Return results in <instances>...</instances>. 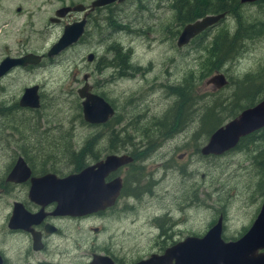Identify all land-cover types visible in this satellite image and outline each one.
Here are the masks:
<instances>
[{"label":"rangeland","instance_id":"1","mask_svg":"<svg viewBox=\"0 0 264 264\" xmlns=\"http://www.w3.org/2000/svg\"><path fill=\"white\" fill-rule=\"evenodd\" d=\"M246 4L249 5H245L243 11L250 19L254 18L249 22L259 19L264 23V9ZM106 14H110L109 21L112 17L117 18L114 20L125 28H104V24L100 30L92 28L78 44L63 52L56 63L41 71L43 117L39 119L41 133L36 136L53 148L54 155L58 156L60 174H64L72 169L71 163L78 162L73 154L69 155V149L77 151L85 147V151L102 155L108 143H116L119 130L122 132V150L135 152L138 156L134 168L140 172V185L150 184L152 187L149 193L131 201L133 209L123 214L121 221L96 220L98 225L103 223L106 230L97 236L93 232L90 235L84 232V236H91L96 247L104 242L111 243L115 254L127 260L142 256L151 247L148 228L143 224L147 216L155 217V213L164 214L168 210L171 216L185 221L187 230L201 232L215 208L223 209L224 206L226 232L239 229L249 222L259 201L257 188L263 186L264 173L253 154L264 149V143L256 139L254 143L243 142L238 149L221 156H203L200 149L210 134L201 125V117L214 100L224 105L230 102L233 86L243 74L264 69V33L245 41L240 55L232 62H226L219 70L208 71V57H204L203 46L220 27L233 26L230 16L211 28L208 37L200 44L198 40H190L178 46L177 39L184 25L178 27L174 23L170 0H131L103 10L97 18ZM116 43L129 56L117 69V61L113 60L109 50L113 45L117 47ZM93 51L96 59L88 62L87 54ZM99 58L101 66L98 70ZM114 69L126 78H118ZM86 72L92 76L90 82L95 91L102 93L116 110L115 118L112 117L114 122L108 128L90 125L82 117L77 88L82 85ZM217 73L224 74L227 80L220 88L207 83L208 78ZM188 77H191L190 100L193 105L191 110L188 108L186 119L178 121L171 117L166 125H154L177 100L171 86L180 85ZM222 115L224 118V112ZM111 127L116 131L112 138L108 135ZM124 132L129 134L134 145L123 141ZM148 141L152 144L138 150V144ZM146 147H149L150 154L143 155ZM2 160L0 156V164ZM129 173L132 169L124 168L123 176ZM217 185L219 188H238V193L244 188L250 190L239 193V198L223 196L215 200L205 189L200 190ZM248 194L251 195L246 206L242 198ZM175 202L186 208L174 209ZM140 231L144 234L140 235ZM78 250L76 248L75 259L80 253Z\"/></svg>","mask_w":264,"mask_h":264},{"label":"flooded vegetation","instance_id":"2","mask_svg":"<svg viewBox=\"0 0 264 264\" xmlns=\"http://www.w3.org/2000/svg\"><path fill=\"white\" fill-rule=\"evenodd\" d=\"M93 1L0 0V156L3 157L0 164V264H93L94 256L104 257L106 261L102 263L100 260L96 264H134L152 254H163L167 248L187 237L204 236L218 220L221 221V237L224 241L240 239L257 217L264 201V175L261 179L263 186L260 185V188H257L259 201L249 222L232 233L226 232L227 217L223 206V209L215 208L212 218L201 232L187 230L185 221L171 216L168 210L164 214L155 213V217L147 216L143 225L148 228L147 234L150 235L151 247L136 259L125 260L115 254L111 243L104 242L102 246L96 247L95 240L93 239L92 243L91 236L87 238L84 236V232L89 235L93 232L97 236L101 231L106 230L105 225L103 223L98 225L96 220L121 221L123 214L133 209L131 201L134 202V199L151 190V188H136L135 184H125L123 171L134 162V157L131 151L122 150V132L119 130L114 151L107 147L102 155L97 154L94 158H90L91 152L87 150L83 153L85 161L82 167L78 166V162L71 163L72 171L64 174H60L58 156L54 155L53 148L48 147L49 144L47 145L36 136L41 133L38 129L39 119L43 117L41 115L43 107L41 71L43 68L56 63L63 52L78 44L92 28L95 31L100 30L103 24L104 28L110 27L115 30L125 28V25L119 22L111 25L108 22L110 14H106L103 18L102 16L97 18V16L103 10H110L131 0L114 1L102 6H92ZM81 20H84V26L78 40L58 55L48 56L49 48L58 40L64 27ZM115 20L117 21V18ZM116 45V49L122 53V47L117 43ZM91 54L93 57L88 62L96 59L95 52ZM21 60L25 62L21 63ZM116 61L115 69L123 63L121 58ZM100 66L101 59L99 58L96 68L99 70ZM115 72L118 78H126L121 72L117 70ZM91 77L90 72L84 73L82 85L87 83L92 93L105 98L102 93L95 91L90 82ZM32 87H35L38 98L37 106H31L29 102H21L25 91ZM107 122L88 124L105 126ZM262 128L240 137L234 147L221 154L203 156H221L238 149L243 142L254 143L256 136L246 137L257 133ZM148 144L152 143L148 141L143 145L138 144V150ZM148 148L146 147L143 155L150 154ZM69 151V155L78 152L73 149ZM260 151L261 149L253 154V157L259 160L264 173V159L258 156ZM123 153L130 155L132 161L111 171L104 178L107 182L120 177L122 186L115 200L102 209L86 213H70L64 209L60 210L61 202L58 201L57 195L60 188H55L53 185L35 188V193L31 194L33 181L36 178L45 175L64 177L79 172L85 166L95 164L108 154ZM51 179L54 178L51 177ZM204 189L214 197V200L216 197L222 198L223 196L239 198L241 195L239 193L250 190V188H244L243 192L238 193V188H219L218 185L215 188H200V190ZM224 189L226 190L222 195L221 192ZM140 190L142 191L140 194L135 192ZM250 195L242 198L246 206ZM222 205H225L224 202ZM184 208L186 207L182 206V203L175 202L174 209ZM160 219H163L162 222H159ZM143 234L144 232L140 231V235ZM76 248L80 251L77 259H75Z\"/></svg>","mask_w":264,"mask_h":264},{"label":"water","instance_id":"3","mask_svg":"<svg viewBox=\"0 0 264 264\" xmlns=\"http://www.w3.org/2000/svg\"><path fill=\"white\" fill-rule=\"evenodd\" d=\"M114 1L123 0H94L92 6H102ZM254 1L256 0H240V3ZM224 16L225 13L207 14L185 24L179 33L177 45H185L191 38L215 25ZM83 26L84 20L66 25L58 40L49 48L48 56L58 55L76 42L83 32ZM92 57L91 53L88 54V60ZM24 62L21 60V63ZM207 83L220 88L227 83V80L224 74L217 73L208 78ZM90 89L87 83L77 88L83 119L90 124L105 123L114 115V108L104 97L92 93ZM30 99L33 101H29ZM21 102H29L31 106L38 105L35 87L25 91ZM262 127H264V98L242 109L235 117L216 128L201 147L200 152L203 155L221 154L234 147L240 137ZM131 161L132 157L126 153L108 154L104 159L85 166L77 173L64 177L45 175L34 179L31 194L35 193V188L53 185L55 188H60L57 191L58 201L61 202L60 210L64 209L70 213L93 212L112 203L122 186L120 177L107 182L104 178L111 171ZM262 249H264V201L257 217L238 240L224 241L221 237V221L218 220L204 236L187 237L167 248L163 254H152L134 264H264V251H260ZM100 260L106 263L105 258L101 256H94L92 263L96 264Z\"/></svg>","mask_w":264,"mask_h":264},{"label":"trees","instance_id":"4","mask_svg":"<svg viewBox=\"0 0 264 264\" xmlns=\"http://www.w3.org/2000/svg\"><path fill=\"white\" fill-rule=\"evenodd\" d=\"M252 4L257 5L260 9H264V0H257ZM245 5L249 4H242L240 3V0H170L174 23L178 27H182L183 25L210 13L217 14L225 12L226 16L219 20L216 25L223 22L227 16H230L232 19L233 26L225 25L220 27L218 32L207 40V44L203 46L204 57H208L206 60L208 63L206 64L208 71L219 70L226 62H232V59L240 55V51L242 50L245 41L258 37L260 34L262 35L264 33V23L259 19L255 20V22H249L254 18L250 19V17L243 11ZM114 19L115 18L112 17V20L109 21L111 25L117 23ZM211 28L205 29L191 39V41L198 40L197 43L200 44V42H203L206 39V36L209 35ZM114 46L115 45L109 47L114 58L113 60L121 58L122 62L126 61L129 58L128 54L125 52L121 53L116 47L114 48ZM108 64L110 63L108 62ZM191 87V77L184 79L178 86H171V92L177 96V100L164 113L162 120H156L154 125L164 124L165 121L167 123V120L171 119V117L178 121L186 119L187 110L188 108L191 110V106L193 105L190 100ZM231 96L230 102H228L227 105L221 104V101L218 102L214 100L213 104L205 109L201 117V125L206 128L209 134L221 126L223 124L222 122L226 119L235 117L243 108L252 106L264 98V69H259L256 73L243 74L241 79L234 84ZM217 107H219V109L215 110ZM223 112L224 118H222ZM113 118H115V116ZM113 118H111L105 125L107 128L111 122H114L112 121ZM117 121L118 120L115 122ZM166 123L164 125H166ZM115 132L114 128L111 127L108 135L110 134L111 138L115 137ZM163 135L164 134H162V136ZM251 136H256L257 139H261L264 143V127L257 133H253L246 138ZM123 141L131 142L130 136L127 132L123 133ZM131 144L134 145L132 142ZM107 146L108 149L115 150V143H108ZM77 151L79 153L77 155L73 153V155L78 160V166L82 167L83 162L85 161L83 155L85 150L79 149ZM131 154L134 157V162L129 164L132 173H129L125 177V184H135L136 188H151L152 186L150 184L149 186L140 185V172H137L134 168L138 156L135 152H131ZM95 156H97V154L91 153L89 157L94 158ZM258 156L264 159V149H261ZM135 192H139L138 194H140L142 191Z\"/></svg>","mask_w":264,"mask_h":264},{"label":"bare ground","instance_id":"5","mask_svg":"<svg viewBox=\"0 0 264 264\" xmlns=\"http://www.w3.org/2000/svg\"><path fill=\"white\" fill-rule=\"evenodd\" d=\"M256 1H257V0H256ZM254 2H255V1H254ZM254 2H250V3H254ZM221 19H222V18H221ZM221 19H220V20H221ZM218 22H219V21H218ZM218 22H217V23H218ZM217 23H216V24H217ZM216 24H215V25H216ZM215 25H213V26H215ZM213 26H211V27H213ZM211 27H208V28H211ZM206 29H207V28H206ZM203 31H204V30H203ZM200 33H201V32H200ZM200 33H199V34H200ZM197 35H198V34H197ZM197 35H196V36H197ZM194 37H195V36H194ZM194 37H193V38H194ZM193 38H191V39H193ZM191 39H190V40H191ZM104 99H105V98H104ZM111 106H112V105H111ZM112 107H113V106H112ZM113 108H114V107H113ZM114 115H115V109H114ZM112 117H113V116H112ZM129 156H130V155H129Z\"/></svg>","mask_w":264,"mask_h":264}]
</instances>
